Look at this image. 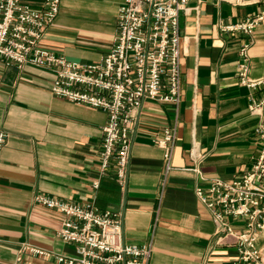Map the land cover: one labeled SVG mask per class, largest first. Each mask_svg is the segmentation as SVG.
<instances>
[{
    "label": "crops",
    "instance_id": "obj_1",
    "mask_svg": "<svg viewBox=\"0 0 264 264\" xmlns=\"http://www.w3.org/2000/svg\"><path fill=\"white\" fill-rule=\"evenodd\" d=\"M22 2L43 9V0ZM123 2L61 0L42 45L70 62L99 61L111 48ZM188 7L180 20L179 110L144 103L124 188L113 172L99 173L107 116L54 97L52 70H17L0 62V128L8 134L0 151V264H56L20 254L25 242L73 254L57 235L62 215L34 204L39 194L120 214L125 243L152 242L149 264H231L236 259L235 240L216 234L194 188L213 178L230 181L250 170L257 158L255 129L264 124V110L260 118L250 115L248 106L251 96L264 98V84L251 90L239 84L236 73L240 48L250 43L249 77L264 79V26L249 36L221 27L261 13L264 0H190ZM173 127L177 141L167 171L164 152L153 140L163 128ZM195 167L202 178L191 171ZM97 181L99 188L93 190ZM232 225L242 228L244 223ZM258 247L264 250V232Z\"/></svg>",
    "mask_w": 264,
    "mask_h": 264
},
{
    "label": "built area",
    "instance_id": "obj_2",
    "mask_svg": "<svg viewBox=\"0 0 264 264\" xmlns=\"http://www.w3.org/2000/svg\"><path fill=\"white\" fill-rule=\"evenodd\" d=\"M189 1L124 0L118 10L111 48L99 61L84 63L70 62L42 45L58 16L61 0H43L41 11L22 0H0V62L17 70L26 66L52 70L55 78L50 92L54 97L107 116L98 151L99 173L113 172L122 188L144 103L170 105L176 113L179 110L180 20L191 10ZM261 26H264V11L221 29L249 36ZM249 52L250 43L242 44L236 75L240 85L256 90L264 84V79L249 77ZM248 109L250 115L261 118L264 98L257 100L251 96ZM255 136L258 155L250 170L230 181L213 178L205 187L194 188L196 199L212 218L216 234L235 240L237 256L231 264H264L258 247L259 235L264 232V124H258ZM7 139V132L0 128V151ZM176 141L174 127L163 128L153 140L164 152L167 171L171 168ZM191 171L202 178L197 167ZM92 187L97 190L99 182H94ZM33 202L62 215L57 235L71 246L73 254H57L27 242L20 245V254L56 264H149L152 242L125 243L120 214L101 211L91 203H74L43 194L36 195ZM238 220L243 221L242 228L232 225Z\"/></svg>",
    "mask_w": 264,
    "mask_h": 264
},
{
    "label": "rangeland",
    "instance_id": "obj_3",
    "mask_svg": "<svg viewBox=\"0 0 264 264\" xmlns=\"http://www.w3.org/2000/svg\"><path fill=\"white\" fill-rule=\"evenodd\" d=\"M261 253H262V257H263V259H264V250H263Z\"/></svg>",
    "mask_w": 264,
    "mask_h": 264
}]
</instances>
